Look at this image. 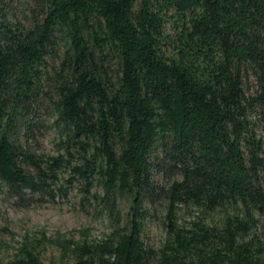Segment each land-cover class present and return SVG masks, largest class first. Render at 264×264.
Returning <instances> with one entry per match:
<instances>
[{
  "label": "trees",
  "instance_id": "1",
  "mask_svg": "<svg viewBox=\"0 0 264 264\" xmlns=\"http://www.w3.org/2000/svg\"><path fill=\"white\" fill-rule=\"evenodd\" d=\"M0 190L110 223L6 264H264V0H0Z\"/></svg>",
  "mask_w": 264,
  "mask_h": 264
},
{
  "label": "rangeland",
  "instance_id": "2",
  "mask_svg": "<svg viewBox=\"0 0 264 264\" xmlns=\"http://www.w3.org/2000/svg\"><path fill=\"white\" fill-rule=\"evenodd\" d=\"M46 150L51 149V136L40 141ZM82 196L75 190L64 198L55 201L38 200L32 205L14 204V200L0 190V262L7 263V258L20 244L24 236L40 239L42 234L48 240L41 246L40 253L44 262L58 258V250L49 240L58 236L69 238L78 231H86L91 239H100L110 231L106 213H100L91 199L82 201ZM121 216L127 212L126 205L121 208ZM165 237V231L159 221L146 223L144 241L158 248Z\"/></svg>",
  "mask_w": 264,
  "mask_h": 264
}]
</instances>
